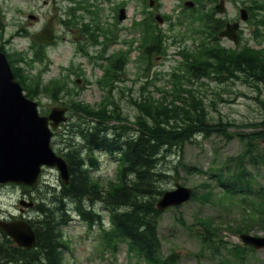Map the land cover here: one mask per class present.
Wrapping results in <instances>:
<instances>
[{"label":"rangeland","instance_id":"374dc122","mask_svg":"<svg viewBox=\"0 0 264 264\" xmlns=\"http://www.w3.org/2000/svg\"><path fill=\"white\" fill-rule=\"evenodd\" d=\"M151 1L153 4L149 6ZM187 1L194 3L193 8L184 6ZM197 1L199 4L195 0H55V40L40 50L43 53L41 61L35 59L37 62L30 63L37 51L31 35L53 16L52 5L44 4L43 0H0V46L14 60V66L21 69L18 73L23 74L22 88L30 92L42 115L49 113L54 106H69L78 101L96 111L99 104L111 102L119 107L121 119L134 121L139 113L134 102L148 97L150 101L163 99L166 91L174 90L172 76L177 73L183 76L180 80L182 86L197 90L203 97L213 123H235L232 127L226 126L225 132L247 135L251 131L248 124L258 122L263 116V85L253 87L250 79L244 81L243 78L225 83L210 78L197 80L183 73L181 54L194 52L201 42L209 39L208 30L203 25V13L205 10L210 13L221 0ZM208 1L210 4L205 6ZM222 1L224 11L220 14L215 12V18L225 23H240L239 43L234 46L231 41L219 37L215 43L230 48L247 44L255 49H264V0ZM201 5H204L202 9ZM122 7L126 10V17L119 22L118 11ZM241 8L248 12V19L244 22L239 18ZM155 15L164 18V21L151 23V30L159 40L157 50L150 52L147 58L142 54L145 48L142 44L146 41L141 22ZM28 16H36V19H28ZM75 31H81V37L76 40ZM119 54L123 55L124 62L117 75L110 80L105 77V72ZM56 78H59L60 90L64 88L66 91L51 96L57 89L54 85L49 86L53 81L47 82ZM107 106L112 109L111 105ZM77 118V114L69 111L66 123L55 131L52 144L55 152H65L67 132L71 128L68 123H75ZM245 140L240 137L227 140L223 134L211 132L208 136H197L192 143L161 162V169L169 174L168 180L161 185L164 191L180 184L197 188L198 193L195 199L178 209H169L162 214L158 223L162 255L175 252L177 264H240L228 252V249L242 245L239 236H264L261 227L255 224L253 206L258 202L257 196L248 194V191L230 195L228 188L221 187L216 178L209 175L227 166L230 158L243 152ZM260 147L264 148V143ZM97 158L99 165L90 174L105 186L115 180L116 162L112 156L103 153L97 154ZM187 167L195 169L189 171ZM228 168L226 175L241 172L238 165ZM245 169L252 175L249 177L252 191L260 196V188L264 189V168L246 161ZM41 178L40 193L47 190L46 186H56L60 181L57 171L52 169H45ZM206 184L211 186L213 195H204L210 191ZM37 193L32 196L35 198ZM43 196L48 194L43 193ZM244 196L250 199L247 209L240 202ZM20 200L34 202L20 186L0 185L2 218L35 217V210L21 206ZM68 208V223L63 228L67 246L63 251V264H138L127 253L125 244H119L115 253L107 250L98 225L89 231L72 212L71 205ZM101 216L107 226L105 211ZM250 219L254 224L245 227V221ZM207 221H211L214 228L211 230L215 234L214 241L223 242L219 245L220 254L204 247L207 244L202 239L205 229L200 223ZM221 246L227 249H221ZM140 264L146 263L141 261ZM245 264H264V251L249 253Z\"/></svg>","mask_w":264,"mask_h":264},{"label":"trees","instance_id":"16d2710c","mask_svg":"<svg viewBox=\"0 0 264 264\" xmlns=\"http://www.w3.org/2000/svg\"><path fill=\"white\" fill-rule=\"evenodd\" d=\"M207 12L203 13V25L208 30L209 39L201 42L194 52L181 54L183 73L197 80L210 78L218 83H225L243 78L244 81L250 79L253 87L264 86V49H255L247 44L233 49L215 43L225 22L215 18L213 11ZM152 22V18L141 22L146 41L142 44L145 47L142 54L147 58L150 52L157 50L159 40L158 35L151 30ZM42 57L40 53L35 55L38 61ZM123 62L124 57L119 54L112 60L105 77L113 79ZM10 65L16 80L22 85L23 74L18 73L21 69L14 66L11 60ZM172 77L174 90L166 91L167 95L163 99L150 101L148 97L134 102L139 112L134 121L121 119L119 107L111 102L99 104L97 111L80 101L69 105L72 113L77 114L79 119L70 124L65 152L58 153L68 165L69 183L64 185L59 181L55 188L46 186L47 190L43 192L48 194L46 197H41L43 193L39 192L41 184L33 188L21 186L34 200L32 209L36 216L27 222L34 231L35 246L29 251L19 248L0 229V264H63V251L67 249L63 228L68 223L69 205L89 231L94 225H98L105 247L112 253L117 252L119 244H125L127 253L138 264L141 261L146 264H177L178 256L175 252L162 255L158 234V223L163 212L156 209V202L164 192L161 185L169 178L167 171L161 169V162L171 153L192 143L197 136H208L211 132L221 133L227 140H231V137L246 139L243 152L230 158L227 166L220 167L209 175L216 178L221 187L228 188L230 195L248 191V194L257 196L258 202L253 206L255 224L264 233V189L260 188V196L252 191L249 180L252 175L245 169L246 161L264 168V148L260 147L264 143V108L261 120L248 124L251 127L249 134H227L225 127H232L235 123H213L205 100L197 90L182 86L181 74L176 73ZM52 81L49 86L54 85L57 90H53L55 92L51 96L66 91L64 88L60 90L58 80L50 82ZM25 91L30 97V92ZM107 105H111L112 109ZM99 153L112 156L116 162L115 180L107 182L105 186L95 181L90 174L99 165ZM235 165L241 168V172L226 175L228 167ZM194 169L187 167L189 171ZM205 187L210 191H206L204 195H213L211 186L206 184ZM196 190L197 188H193L191 200L197 197ZM37 191L34 198L32 194ZM240 202L246 205L244 209L250 205V199L246 196ZM103 211L107 214V226L102 220ZM245 222V227L250 223L254 224L251 219ZM200 224L205 229L202 239L207 244L204 247L213 253H219V245L223 242L214 241L211 221ZM228 250L240 264H245L249 253H255L251 248L239 245Z\"/></svg>","mask_w":264,"mask_h":264},{"label":"water","instance_id":"95a60500","mask_svg":"<svg viewBox=\"0 0 264 264\" xmlns=\"http://www.w3.org/2000/svg\"><path fill=\"white\" fill-rule=\"evenodd\" d=\"M49 1V0H44ZM54 3V2H53ZM186 6L192 7L190 2ZM222 13L223 2L216 6ZM241 20L247 19L245 10H241ZM125 11L120 10L118 19L124 20ZM29 19H34L29 16ZM158 22H162L156 16ZM238 23H227L219 37L238 43ZM52 20L32 39L39 44L51 43L54 38ZM77 38V37H76ZM66 107H54L47 116H40L37 104L22 94V88L14 79L6 56L0 52V184H15L33 187L38 181L42 167L54 168L63 184L69 183L68 166L65 160L57 156L50 147L52 129L66 121ZM192 189L176 184L175 189L165 191L156 203L159 211L180 206L188 202ZM25 207L32 203L21 202ZM0 229L19 248L30 250L35 246V235L31 225L23 220L5 222L0 220ZM243 244L255 250L264 249V238L241 235Z\"/></svg>","mask_w":264,"mask_h":264}]
</instances>
